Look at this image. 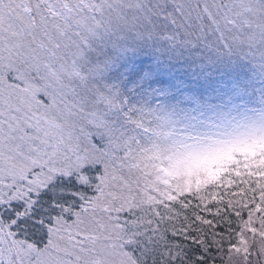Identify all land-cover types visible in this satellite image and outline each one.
<instances>
[{
	"label": "snow or ice",
	"instance_id": "snow-or-ice-1",
	"mask_svg": "<svg viewBox=\"0 0 264 264\" xmlns=\"http://www.w3.org/2000/svg\"><path fill=\"white\" fill-rule=\"evenodd\" d=\"M261 142L264 0H0V264H264Z\"/></svg>",
	"mask_w": 264,
	"mask_h": 264
},
{
	"label": "rangeland",
	"instance_id": "rangeland-1",
	"mask_svg": "<svg viewBox=\"0 0 264 264\" xmlns=\"http://www.w3.org/2000/svg\"><path fill=\"white\" fill-rule=\"evenodd\" d=\"M243 151L245 152L246 157L248 158V162L250 164H255L256 161L252 159V157L256 155L257 151L264 152V142H261L256 145L248 146L245 149H243ZM230 160L231 157L227 154L219 156L214 160L203 165L204 171L208 176H212L215 174L216 171L219 170L221 166L228 164ZM259 163L261 164L262 168H264V159H262Z\"/></svg>",
	"mask_w": 264,
	"mask_h": 264
},
{
	"label": "trees",
	"instance_id": "trees-1",
	"mask_svg": "<svg viewBox=\"0 0 264 264\" xmlns=\"http://www.w3.org/2000/svg\"><path fill=\"white\" fill-rule=\"evenodd\" d=\"M229 163V162H228ZM262 183H264V181H262Z\"/></svg>",
	"mask_w": 264,
	"mask_h": 264
}]
</instances>
